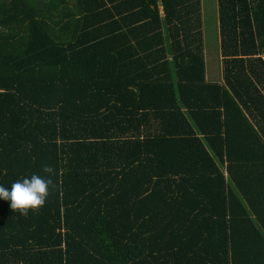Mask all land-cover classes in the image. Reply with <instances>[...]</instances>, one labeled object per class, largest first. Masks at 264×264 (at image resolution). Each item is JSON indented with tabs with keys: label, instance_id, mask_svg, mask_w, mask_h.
<instances>
[{
	"label": "trees",
	"instance_id": "16d2710c",
	"mask_svg": "<svg viewBox=\"0 0 264 264\" xmlns=\"http://www.w3.org/2000/svg\"><path fill=\"white\" fill-rule=\"evenodd\" d=\"M0 0V264H264V0Z\"/></svg>",
	"mask_w": 264,
	"mask_h": 264
},
{
	"label": "clouds",
	"instance_id": "9594fccd",
	"mask_svg": "<svg viewBox=\"0 0 264 264\" xmlns=\"http://www.w3.org/2000/svg\"><path fill=\"white\" fill-rule=\"evenodd\" d=\"M42 172L46 175L32 174L30 177L18 179L11 184V190L0 185V199L10 201L13 211L27 215L31 211H39L46 203L55 185L52 177L56 174L51 165H44Z\"/></svg>",
	"mask_w": 264,
	"mask_h": 264
},
{
	"label": "rangeland",
	"instance_id": "374dc122",
	"mask_svg": "<svg viewBox=\"0 0 264 264\" xmlns=\"http://www.w3.org/2000/svg\"><path fill=\"white\" fill-rule=\"evenodd\" d=\"M202 30L207 78L216 81L219 71L222 70V59L218 48L216 0H202Z\"/></svg>",
	"mask_w": 264,
	"mask_h": 264
},
{
	"label": "crops",
	"instance_id": "0c3cea01",
	"mask_svg": "<svg viewBox=\"0 0 264 264\" xmlns=\"http://www.w3.org/2000/svg\"><path fill=\"white\" fill-rule=\"evenodd\" d=\"M220 73H219V75H218V79H216V81H221V70L219 71ZM206 78H207V69H206ZM207 80H209L208 78H207ZM210 81V80H209Z\"/></svg>",
	"mask_w": 264,
	"mask_h": 264
}]
</instances>
